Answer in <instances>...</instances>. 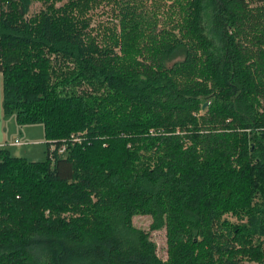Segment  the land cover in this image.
Listing matches in <instances>:
<instances>
[{
	"label": "trees",
	"instance_id": "obj_1",
	"mask_svg": "<svg viewBox=\"0 0 264 264\" xmlns=\"http://www.w3.org/2000/svg\"><path fill=\"white\" fill-rule=\"evenodd\" d=\"M31 1L0 0L2 105L47 159L0 150V264H264V0H183L139 53L134 0L103 34Z\"/></svg>",
	"mask_w": 264,
	"mask_h": 264
},
{
	"label": "rangeland",
	"instance_id": "obj_2",
	"mask_svg": "<svg viewBox=\"0 0 264 264\" xmlns=\"http://www.w3.org/2000/svg\"><path fill=\"white\" fill-rule=\"evenodd\" d=\"M112 2V3H111ZM108 3L106 0H100L97 7L89 12L92 20L93 32L101 33L108 32L109 28L116 25L120 20V11L117 10V6L113 4L111 0ZM137 5L135 12V17L138 18V35L137 39L129 40V42L134 43V48H137L136 53H139V48H143L145 43L149 42L154 38L153 35L161 28H165L172 25L176 19L180 18L182 13L183 0H134ZM44 0H32L30 4L31 14H36L43 8ZM146 14L139 12L143 9ZM126 5H121L125 7ZM120 8V9H121ZM118 11V18H116L115 13ZM170 20V21H169ZM172 21V22H171ZM119 28V24L117 29ZM140 32V33H139ZM144 43V44H143ZM54 62V61H53ZM74 63H62L56 65V68H71ZM55 65V62H54ZM2 75L0 73V150L9 151L14 156H24L27 160H45L47 159V141L45 138L46 131L41 123L34 122L31 124H18L14 114H4L2 105ZM20 142L19 145H11L12 142ZM228 219L232 221H237L235 217L231 214L225 215ZM132 222L138 225V227L148 230L151 217L150 215L134 214ZM150 236L152 240L156 243L158 255L160 258H167V236L165 228L162 227L159 230H150ZM3 264H17L16 259L5 260ZM245 264H255L254 262H248L246 260Z\"/></svg>",
	"mask_w": 264,
	"mask_h": 264
},
{
	"label": "built area",
	"instance_id": "obj_3",
	"mask_svg": "<svg viewBox=\"0 0 264 264\" xmlns=\"http://www.w3.org/2000/svg\"><path fill=\"white\" fill-rule=\"evenodd\" d=\"M14 143H15V144H20V142H19L18 140H16Z\"/></svg>",
	"mask_w": 264,
	"mask_h": 264
},
{
	"label": "crops",
	"instance_id": "obj_4",
	"mask_svg": "<svg viewBox=\"0 0 264 264\" xmlns=\"http://www.w3.org/2000/svg\"><path fill=\"white\" fill-rule=\"evenodd\" d=\"M16 140H17V139H16ZM14 142H15V141H14ZM14 142H12L11 145H14V144H15ZM15 145H19V144H15Z\"/></svg>",
	"mask_w": 264,
	"mask_h": 264
}]
</instances>
